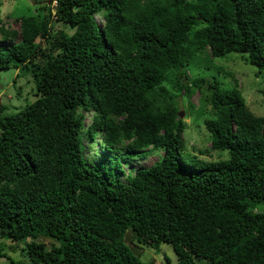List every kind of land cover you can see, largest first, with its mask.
Masks as SVG:
<instances>
[{
    "label": "trees",
    "instance_id": "16d2710c",
    "mask_svg": "<svg viewBox=\"0 0 264 264\" xmlns=\"http://www.w3.org/2000/svg\"><path fill=\"white\" fill-rule=\"evenodd\" d=\"M54 2L19 31L0 23V74L22 66L38 92L12 115L0 107V258L147 264L125 241L132 231L155 250L170 244L180 264H264V116L239 82L203 73L189 86L187 72L208 50L264 75V0ZM205 87L218 160L184 140L178 93ZM99 136L126 159L163 154L123 181L115 159L85 158Z\"/></svg>",
    "mask_w": 264,
    "mask_h": 264
},
{
    "label": "rangeland",
    "instance_id": "374dc122",
    "mask_svg": "<svg viewBox=\"0 0 264 264\" xmlns=\"http://www.w3.org/2000/svg\"><path fill=\"white\" fill-rule=\"evenodd\" d=\"M51 1V2H50ZM50 3V4H49ZM46 6L53 9L56 6L54 0H0V23L9 30H20V19L22 17L34 16L42 19L48 12ZM54 13V12H53ZM96 23L102 26L101 16H96ZM69 32L73 30L68 29ZM40 42V41H39ZM5 43V42H4ZM9 45V43H5ZM239 54H230L226 58H213L210 51H203L193 58L192 65L196 66L195 71L188 69L189 86L195 77H200L203 73L209 76H216L224 85H232L233 80L239 82V87L246 99L247 105L256 116H264V75L259 74L256 67L242 61ZM232 74L234 78L229 76ZM175 72L168 75L170 81H174ZM232 82V83H231ZM176 91L175 89H173ZM178 105L180 107V117L186 122L187 129L184 133V140L191 150L193 147L203 151L201 157L208 160H218L221 156L212 149V143L205 129L203 121L206 116L202 114L209 113L211 106L204 100L208 95L206 87L204 91L193 88L190 95L185 91L179 92ZM36 84L31 75L24 72L23 67H12L9 71L0 74V107H4L1 116H8L21 111L24 107L32 104L38 98ZM87 125L91 123V115L87 114ZM86 150L85 158L94 165L99 166L104 160L113 158L115 163L120 166L121 180L125 181L129 175H134L136 170L154 164L163 152H154L147 158L136 157L126 159V152L119 149L114 152L107 151L103 145L102 136H99L95 144H91L85 139ZM264 210V206H262ZM126 243L137 250L135 255L147 264H180L170 244H165L160 250H155L137 241L135 233L128 231L125 239ZM11 242L7 243V253L16 261L23 260V252L19 249L12 250ZM141 253V254H140ZM0 264H10L5 258H0ZM198 264H205L200 262Z\"/></svg>",
    "mask_w": 264,
    "mask_h": 264
},
{
    "label": "water",
    "instance_id": "95a60500",
    "mask_svg": "<svg viewBox=\"0 0 264 264\" xmlns=\"http://www.w3.org/2000/svg\"><path fill=\"white\" fill-rule=\"evenodd\" d=\"M51 2V1H50ZM50 4V3H49Z\"/></svg>",
    "mask_w": 264,
    "mask_h": 264
}]
</instances>
